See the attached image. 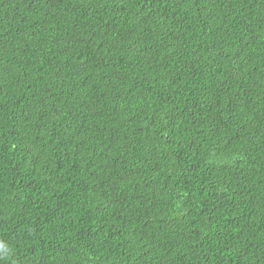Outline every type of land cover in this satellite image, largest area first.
<instances>
[{"label": "trees", "instance_id": "1", "mask_svg": "<svg viewBox=\"0 0 264 264\" xmlns=\"http://www.w3.org/2000/svg\"><path fill=\"white\" fill-rule=\"evenodd\" d=\"M0 264H264V0H0Z\"/></svg>", "mask_w": 264, "mask_h": 264}, {"label": "clouds", "instance_id": "2", "mask_svg": "<svg viewBox=\"0 0 264 264\" xmlns=\"http://www.w3.org/2000/svg\"><path fill=\"white\" fill-rule=\"evenodd\" d=\"M0 251L5 252V256H10L12 254L10 249H7V246L3 243V241H0Z\"/></svg>", "mask_w": 264, "mask_h": 264}]
</instances>
